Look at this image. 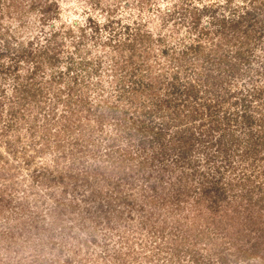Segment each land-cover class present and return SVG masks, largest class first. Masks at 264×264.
I'll list each match as a JSON object with an SVG mask.
<instances>
[{"label": "rangeland", "instance_id": "rangeland-1", "mask_svg": "<svg viewBox=\"0 0 264 264\" xmlns=\"http://www.w3.org/2000/svg\"><path fill=\"white\" fill-rule=\"evenodd\" d=\"M178 1L0 0V48L5 39L12 42V47L14 44L23 43V47L28 45L31 51L47 44L46 47L51 46L49 53L54 50V54L57 55L54 63L57 66L54 70L62 67L64 72L62 75L66 79H69L71 74H75L79 82L78 86L81 82L90 81V84L99 87V82L96 84L95 80L101 78L104 83L112 76L110 67L113 59L110 56L114 52H110L112 48L107 42L108 38L120 40L124 33H128V31L123 33L116 22L107 26L105 19L111 14L123 21L137 18L143 24V28L152 30L154 36L158 33L165 36V45L159 40L154 41V49L168 46L170 50L175 48V51H180L184 47L183 43H190L196 33H193L194 30L190 27L188 10L185 12L177 9L178 5L175 2ZM171 9L174 10L173 16L168 14V10ZM90 17L95 21H91ZM202 19V22L207 24L208 17L204 15ZM94 22L99 26L96 27ZM54 31H56L55 40H52ZM49 37L51 40H48V44ZM261 44L262 42L257 46L256 51L264 46ZM158 49H156L157 53L154 52L157 55L153 59L166 62V58L158 54ZM9 52L15 50L12 48ZM9 52L0 55V99L4 98V94L10 96L12 84H16L15 70L3 66L14 58ZM128 52L129 50L125 49V55ZM254 54H257L255 50L249 56L250 61L255 64L257 61ZM31 56L24 50L20 52L19 61L22 64L18 65V71L22 75L34 64ZM135 58L136 54L133 56V59ZM137 59V63H140L145 60V56L138 55ZM151 59L149 57V60ZM61 84L64 83L58 82V85ZM114 88L112 87L108 93L116 97ZM90 90L92 92L88 98L97 102L99 100L97 92L100 87ZM46 95L45 104L36 115L34 113L31 116L33 112H30L25 120L17 118L13 124L19 122L18 128L14 131L10 129L6 134L16 137L15 132H21L23 140H30L24 141L27 151L20 147L23 140L11 145L18 147V151L14 152L13 148L10 149L4 141V133L7 132L0 130L2 155L0 164L1 169L4 168V174L0 175V264H256L261 262L264 235L257 231L245 234L240 228L242 220H245L242 205L249 203L247 199L249 193L241 185L234 184L235 187L230 185L231 182L238 181V178H235L238 169L226 165V160L222 158L224 155H229L228 148L225 146L221 150V147L218 148V145L213 143L217 138V132L212 135L206 133L204 126H198L195 119H192L194 134L201 135L204 140L200 145L208 144L203 148V154L201 150L196 151L195 157L189 159L190 162L186 160L171 162L172 168L168 169V173H173L176 180L171 179L169 182L170 176L165 175L164 180L167 184H163L156 173L157 169L156 172L151 169L148 175L147 172L150 171L148 168L143 170L138 166L132 167L131 160L127 161L128 155H126L125 167L122 162L125 160L119 158L117 167L111 171L113 162L110 159L102 160L98 154L103 149L101 143L99 146L100 131L95 129L93 132L83 128L88 120L94 123L100 118L96 119L90 110L81 108L82 111L78 110L79 118L73 115L72 132H68L61 128L63 122L66 123L69 118L64 121L63 116L59 117L60 112L72 116L70 111L64 108L65 102L53 107L55 116L50 113L52 104L49 99L52 94L50 92ZM143 96L137 97L146 100ZM3 100H7L6 97ZM114 100L111 98L108 103ZM130 102L131 106H134L135 102ZM71 104L75 105V110L79 108L76 102ZM123 106V100H119L115 110H120ZM187 107L182 105L181 108ZM130 110L134 111L131 108ZM0 111H2V103H0ZM2 113L0 123H5L6 112L2 111ZM123 114L120 110L117 118ZM150 118L151 116L145 117L147 120ZM122 121L125 127L115 128L111 124L104 130L120 131L124 140L129 139L130 144H128L132 148L129 152L130 156L134 152L138 154L137 159L148 155L145 150L153 132L146 126L140 127L142 122L139 121V114L137 115L136 112L132 118L126 117ZM118 126L120 127L119 124ZM172 130L173 132L167 134L166 138L172 135L171 138L176 140L174 129ZM92 133H95L94 136L97 135L96 138L93 136L95 140L91 137ZM141 138L144 142L139 140ZM77 139L82 149L80 151L77 150L78 148L75 149L74 154L78 157L74 167H71L70 158H57L60 154L57 143L74 146ZM86 141V145L81 143ZM101 141L105 142L104 139ZM229 142V140L225 141V143ZM35 146L41 151L35 152ZM97 149L99 151L94 155ZM209 154L212 156L209 157L210 161L206 160ZM199 160L206 162L200 163ZM106 161L107 163L96 172L99 180L87 183L82 176L85 170L82 165L89 163L99 165ZM185 169H189L190 173L185 174ZM6 171L11 172L12 175L8 177ZM231 177L233 179H229ZM239 178L243 180V177L239 176ZM207 185L211 187H207L203 194L206 199L192 203L196 198L193 197L196 187ZM117 191L118 193L121 191L120 194H116ZM237 193V199L231 196V194L236 196ZM186 194L187 197H183ZM253 196H256V192ZM178 201L183 204V208L184 204L192 203L190 206L192 219L190 223H186L194 224L193 232L184 236L188 242L190 240L191 245L187 244L188 248L186 246L185 248L184 243H180V246L183 245L180 251L175 245L177 242L172 239L175 225H167L161 231L158 224L160 217L164 215L160 210L162 206L164 207L163 204L167 208L169 205H175L174 208L177 209ZM59 205L61 207L64 205L62 210ZM183 208L178 209L177 212H183ZM169 216L170 214L168 218ZM170 220L173 221L172 218ZM172 229L173 233L169 231ZM260 242H262L261 246ZM219 254L224 256V261H220Z\"/></svg>", "mask_w": 264, "mask_h": 264}, {"label": "trees", "instance_id": "trees-1", "mask_svg": "<svg viewBox=\"0 0 264 264\" xmlns=\"http://www.w3.org/2000/svg\"><path fill=\"white\" fill-rule=\"evenodd\" d=\"M175 3L178 5L177 9H182L185 12L188 10L190 27L193 28V33H196V36L190 43H183L184 47L180 51H175V48L170 50L168 46L156 48L159 50L158 54L166 58V62L161 59H153L157 55L153 43L159 40L165 45L164 35L158 33L157 36H154L152 30L143 28V24L137 18L123 21L118 16H111V14L105 19L107 26L116 22L120 25L123 33L127 31L128 33H124L120 40H112L113 37L107 40L112 48L110 52H114L110 56L113 59L110 67L112 76L104 83L101 78L95 80L94 83L98 84L99 82L100 85L97 102L88 97L92 92L90 89L99 88L98 86L90 84V81L81 82V85L78 86L79 82L75 78V74H71L69 79H66L62 75L64 73L62 67L54 70L57 66L54 64L57 55L54 54V50L49 53L51 46L41 45L40 48L44 47L43 49L38 47L35 51H31L28 45L23 47V43L14 44L12 47V42L5 39L0 48V55L9 52L12 48L15 50V52H9L15 59L13 58L10 63L3 66L7 69L10 67L12 71L15 70L16 84H12L10 96L4 94V98L0 99L2 111L6 112L7 120L5 123H0V127H4L0 130L7 132L4 133V141L10 146V149H14V152L18 151V147L11 145L22 142L21 132H15L16 137L6 134L10 129L14 131L18 128L19 122L13 124L17 118L25 120L30 112H33L31 116L34 113L36 115L45 104L46 94L51 92L49 102L52 104V108L50 113L56 116L54 108L65 102L64 108L69 110L72 115L60 112L59 117L63 116L64 121L69 118L66 123L62 119L63 127L61 129L72 132L73 115L79 118L78 110L81 108L90 110L96 119L100 118L94 123H90L87 119L83 128L93 132L95 129L100 131V133L98 132V135L100 134L98 136L99 146L101 143L103 149L100 151L97 149L94 155L99 151L98 154L102 160L110 159L114 165L111 166V171L117 167L119 158L125 160L128 155L127 161L131 160L132 167L138 166L143 170L148 168L150 170L147 172L148 175L151 173V169L155 172L157 169L156 173L160 181L167 184L164 180L165 175L170 176L169 182L171 179L176 180L173 173H168V169L172 168L171 162L181 160L190 162L189 159L195 157V152L201 150L203 154V148L208 144L200 145V142L204 141L203 137L194 134L192 119H195L198 126H204L206 133L212 135L217 132V138L213 140V143H216L218 148L221 147V150L225 146L228 148L229 155H224L222 158L226 160V165H232L233 169H238L235 174L238 181H233L230 185H241L249 193V197H247L249 203L242 205L245 212L243 219L246 220L247 217L246 222L242 220V227H240L242 232L249 234L251 231H257L264 235V46L259 47L260 49L256 51L260 42H262L261 45H264V0H179ZM168 14L173 16L174 10H168ZM204 15L208 17L207 24L202 22ZM90 19L95 21L93 17ZM94 25L99 26L96 22ZM55 35L56 31L52 33V40H55ZM48 40L51 38L49 37ZM47 43L49 44V41ZM125 49L129 50L126 55ZM252 49L257 53L254 54L257 61L255 64L250 61L249 54L253 52ZM22 50L26 51L29 56L32 55L31 58L34 62L27 69V73L23 75L18 71V65L22 64L19 61ZM154 52L156 53L154 54ZM135 54L136 58L133 59ZM141 54L145 56L144 63L143 61L137 63V56ZM149 57L152 59L149 60ZM70 58L72 59V56ZM142 65L144 67H141ZM244 66L245 68H243ZM122 71L123 73H121ZM58 82L64 84L58 85ZM112 87L116 97L112 93H108ZM139 95H144L143 97H146V100L150 102L140 99L137 97ZM5 97L7 100H3ZM111 98L115 100L108 103ZM119 100H123L124 106L123 109L120 107V110L124 114L117 118L120 110H115V108L118 107ZM130 101L135 102L134 106H131ZM72 102L73 104L77 103L79 107L77 110H75V105L71 104ZM182 105L188 107L181 108ZM130 108L134 111H131ZM2 111L0 114H3ZM134 112L139 114V121L142 122L140 127L146 126L152 131L153 136L151 137L154 139L149 138L147 142L145 151L148 155H143L138 159V154L135 152L131 153V156L129 155L132 149L129 147L130 140H124L120 131L104 130L111 124L115 128L125 127L122 120L126 117L132 118ZM150 113H155L158 117L147 115ZM146 116H151V118L147 120ZM172 129L176 134V140L171 138L172 135L166 138L167 134L173 132ZM94 134L92 133V139ZM143 138L139 140L141 141ZM103 139L104 143L101 141ZM227 140L230 142L225 143ZM24 141L29 142L30 140L24 139L20 145L24 151H27ZM81 143L86 145L87 141ZM79 144L78 139L75 140L74 146L58 142L57 147L60 149V154L57 158H70L71 167H74L78 157L74 154L75 149L78 148V151L82 149ZM95 145L97 144L95 143ZM84 148L87 147L84 146ZM150 148L151 154L149 153ZM39 151L41 149L35 146V152ZM209 157L212 156L209 154L206 160L210 161ZM206 160L201 162L199 160V162L205 163ZM122 162L125 167L126 160ZM106 163L107 161L99 165L95 163L82 165L85 169L82 172L85 181L87 183H91L93 180L98 181L96 172ZM1 168L0 164V175L4 174V168ZM5 173L8 177L12 175L8 171ZM184 173H190L189 169H185ZM239 176L243 177V180ZM197 187L193 196L196 198L192 203L199 200L204 201L206 198L203 197V194L206 188L211 186ZM120 192L117 191L116 194H120ZM254 192H256L255 197L253 196ZM231 196L237 199L238 193L236 196L233 194ZM183 197H187V194ZM182 198L181 202L183 203ZM192 203L184 204L183 208V204L178 201L177 209L174 208L175 205H169L167 208L163 204L166 210L163 206L162 208L158 207L161 214H164L158 222L159 229L163 231L167 225H175V233H173V229L169 231L174 235L172 239L177 242L175 245L178 246V251L182 250L183 245L187 248V244L191 245L190 240L188 242L184 236L192 233L194 229V224L187 225L186 223H190L192 219V213H190ZM63 206H60V210ZM182 208L183 212L178 213V209ZM171 218L173 221L170 220ZM180 243L184 244L180 246ZM261 245L262 242H260ZM262 251V260L256 264H264V247ZM219 257L221 262L224 261L223 255L219 254ZM124 258L122 257V259Z\"/></svg>", "mask_w": 264, "mask_h": 264}]
</instances>
